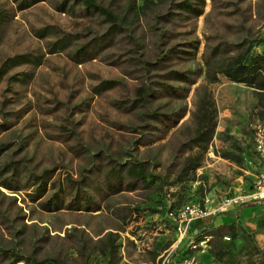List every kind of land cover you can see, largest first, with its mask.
Returning a JSON list of instances; mask_svg holds the SVG:
<instances>
[{
  "label": "rangeland",
  "instance_id": "obj_1",
  "mask_svg": "<svg viewBox=\"0 0 264 264\" xmlns=\"http://www.w3.org/2000/svg\"><path fill=\"white\" fill-rule=\"evenodd\" d=\"M52 1L40 0L16 9L12 0H0V8L4 10L0 15V62L24 51L42 54L37 65L18 64L0 74V122L9 124L0 130V142L7 145L0 153V161L13 160L23 177L43 174L55 187L60 185L65 189L68 183L80 186L95 200L104 197L99 210L47 211L28 200L23 189L9 191L0 186V264L26 263L23 259L13 263L15 254H34L40 264L49 256L56 257L53 264L84 260L89 264H131L133 259L148 257L147 249L138 246L136 250L132 241L136 233L143 241L153 236L150 233L145 238L141 233L147 223L143 210L150 205L146 204L149 199L155 205L162 196L169 198L174 186V191L195 189L190 181L202 173L197 167L206 164L205 160L211 162L212 156L206 155V147L200 153L198 166L185 174V179L171 182L184 157L199 150L189 146L188 138L195 127L192 112L203 94L208 93L213 100L216 123L230 124L235 131L239 130L236 133L215 129L209 141L219 155L225 150L237 153L235 173L241 174L240 168L245 164L242 152L249 155L252 152L250 123L264 115V90L231 80L218 67L227 56L247 45H252L251 50H261L264 0H204L202 12L195 17L178 12L166 26L169 32L162 40L169 37V44L187 48L181 41L196 39L195 48L179 51V56L169 61L170 67L189 68L194 80L190 84L170 81L178 86L179 96H160L132 110L125 107L135 96L134 87L141 74L137 66L127 63V52L134 47L133 41L125 33H119L104 52L74 63L68 56L69 50L100 33L106 23L96 13L81 14L76 3L70 9L59 11ZM46 25L53 26L51 29L59 35L69 33L70 44L55 52H46L48 41L55 36L35 34ZM159 26L144 30L143 46L149 53L154 52V35L159 32ZM205 59L210 62L205 64ZM13 73L25 80L8 78ZM155 73L151 72V80L161 79ZM102 79H112L114 85L94 91L92 86ZM178 107L184 109L183 116L163 131L162 125L148 114L154 108L171 111ZM239 109L242 114L237 113ZM227 110L231 111V121L223 114ZM159 133L162 134L158 139L140 142ZM133 160L143 162L146 178L138 180L131 190L110 192L105 185L109 167ZM207 166L211 167L208 171L211 182L220 181V189L227 190L231 179L224 177L226 173L222 171L227 169L226 163L220 170L212 168V164ZM211 185H205L204 190H211ZM206 197L211 198L208 194ZM254 219L256 228L252 235L259 247L255 258L261 261L253 260V264H264V209ZM249 227L250 224L244 225L245 229ZM106 230L117 231L115 241L119 245L112 251L105 247L100 252L96 237ZM167 252L162 250L158 262L153 264H165ZM241 263L250 264L243 258Z\"/></svg>",
  "mask_w": 264,
  "mask_h": 264
},
{
  "label": "trees",
  "instance_id": "obj_2",
  "mask_svg": "<svg viewBox=\"0 0 264 264\" xmlns=\"http://www.w3.org/2000/svg\"><path fill=\"white\" fill-rule=\"evenodd\" d=\"M40 0H12L16 9L25 8ZM114 0L104 2L102 0H53L52 4L54 8L59 11L72 8L73 3H76L80 7L81 14L88 15L96 13L102 17L106 25L104 29L97 34H94L88 40L76 43L73 50H69L68 56L74 63L82 62L86 59L93 58L96 54L104 52V50L113 45L115 36L119 33H125L129 37V41H133L134 47L128 50L129 61L128 64L137 66L140 70V81L135 85V96L129 100L128 105L125 107L127 110H132L137 106H146L152 100L160 96H176L178 93V86H175L170 81L182 82L184 84H190L194 80V75L189 68L177 69L170 67L169 61L175 56H179L177 52L187 51L189 48H195L197 46L196 39H186L181 41L184 47H176V43L169 44V37L162 40V37L167 36L169 32V22L172 21L178 12H183L186 17L197 16L202 12L204 0H120L116 3ZM4 11L0 8L1 12ZM158 24L159 32L154 35V52L149 53L144 50V30L145 28H155ZM53 26L46 25L35 31L37 36H44L47 34H53L55 37L50 39L47 44L46 52H55L66 47L70 44L69 33L59 35L56 31L52 30ZM261 39H258V42ZM128 41V42H129ZM262 41V40H261ZM261 50H251L252 45H247L241 51L235 54L227 56L221 65L218 67V71L225 70L227 78L234 81H241L247 85L253 86L259 90H264V40L262 41ZM140 48V51L138 50ZM216 48V47H215ZM138 50V51H137ZM132 51L137 53H132ZM41 53H33L24 51L15 53L11 56H7L0 62V74H3L7 69L18 64L29 63L37 65L41 63ZM115 62V61H112ZM205 64L210 61L205 59ZM156 72L161 79L156 81L151 80V72ZM27 75L28 73L20 72ZM130 73V71H128ZM127 73V74H128ZM8 78H15L21 81L25 80V77L16 75L13 73ZM114 85L112 79H102L98 83L92 86L94 91L100 89L110 88ZM179 96V95H178ZM184 109L178 107L171 111H158L156 108L149 111L148 114L158 121L162 125V131L170 126L176 124V122L183 116ZM215 106L213 100L208 93L199 97L196 108L192 112L195 118L194 133L188 138L190 141L189 146L198 147V152L188 154L184 157L179 171L174 175L173 181H181L185 179V174L190 170H193L199 164V158L201 151L207 147L209 140L211 139L214 127H215ZM9 126L8 123L0 122V130H4ZM162 133L149 138L142 143L151 142L154 139L161 137ZM7 145L4 142H0V153L6 149ZM227 153L223 152L225 156ZM121 170L123 173H121ZM17 165L13 160L0 161V186L8 189L9 191H17L23 189L24 194L28 200L34 201L37 207L42 210L54 211L61 208L69 209H82L85 211H94L101 208L100 199L95 200L86 191H83L80 186H72L66 184V188L62 186H54V183H48V176L43 174H27L25 177L19 172ZM22 176V177H21ZM33 176V177H32ZM147 176L146 167L142 161H126L120 163L117 167H109L107 170V176L105 185L109 188L110 192L121 191L123 189L131 190L135 188V183L138 180H143ZM124 181H121L122 179ZM188 178V177H187ZM149 180V179H147ZM150 180L151 177H150ZM83 186V185H82ZM48 190H50L48 192ZM48 192V193H47ZM67 200L65 201V197ZM252 199H247L241 202V204L248 203ZM162 208L167 206L175 207L171 203L163 205L160 202ZM20 209V207H17ZM208 215V214H207ZM21 217L22 215H18ZM119 216V215H118ZM206 216V215H204ZM198 217L190 221L191 225L197 227L200 224V220L204 217ZM123 217V215L121 216ZM189 223V224H190ZM226 232V238L223 237ZM237 232L234 230L232 223L223 224L213 227L211 225H205L200 232L196 233L186 246L182 247L178 253L176 260L189 256L194 247L191 244L197 246V242L200 239L206 238L207 250L212 256L219 257L224 254L230 257L229 262L231 264H240L242 258L244 262L253 264L255 258L252 256L254 252L251 250H244L245 244L242 242H236ZM117 236L116 230H106L100 236L96 237L97 249L102 252L105 247L109 251L114 250L118 245V241H115ZM252 247V246H248ZM255 246L253 245V248ZM251 249V248H250ZM242 256V258L240 257ZM255 258V259H254ZM19 259H23L27 264H40L37 257L34 254L26 256L15 254L12 262L15 263ZM181 259V260H182ZM252 259V261H251ZM45 262L42 264H53L56 262V257H46ZM42 261V260H41ZM233 262V263H232ZM10 264V263H6ZM72 264H89L86 260L81 263ZM242 264V263H241ZM255 264V263H254Z\"/></svg>",
  "mask_w": 264,
  "mask_h": 264
},
{
  "label": "crops",
  "instance_id": "obj_3",
  "mask_svg": "<svg viewBox=\"0 0 264 264\" xmlns=\"http://www.w3.org/2000/svg\"><path fill=\"white\" fill-rule=\"evenodd\" d=\"M231 100V97H229ZM236 99V98H235ZM237 100V99H236ZM231 111L227 110L224 114L226 120L231 121ZM237 113L242 114L241 109L237 111ZM215 129H224L227 131L223 132H236L234 128L230 124H219L215 123L214 132ZM229 130V131H228ZM231 130V131H230ZM215 140V139H214ZM214 147V146H213ZM230 150V149H229ZM227 154L225 156L219 155L217 150L214 149V153L211 158V162H207L206 164L199 165L200 168L198 169L199 172L202 171V173L195 177V179H192L190 182L194 185L195 189H186L185 191H180V189H177V191H174L176 187L174 186L170 192V197L165 198L161 197L160 201L163 202V205L171 203L172 205H176L178 203L186 202L193 199H200L206 196L207 194L211 196V201L207 203L208 207H212L216 203L217 197L221 194H226V192H238V191H248V189L251 186L252 180L254 178L255 172L257 170H261L264 168V164L259 161L256 153L253 149V143H252V152L251 154H247V152H242V158L244 159L245 164L243 165L241 170V174L235 173V168H237L236 165V152L232 151H223ZM250 160V162H248ZM226 163V170H223L226 174L224 177H227L229 180L230 185L227 186V190L220 189L221 182H211L213 180L211 176H209V170L211 167L207 166L209 164H212V168H216L220 170L223 168V164ZM209 183H212L211 190H204V186L208 185ZM196 184V185H195ZM196 186V187H195ZM231 189V190H230ZM214 192H217L215 194ZM218 195V196H214ZM214 196V197H212ZM183 198H186L185 200ZM179 199V200H178ZM183 199V200H182ZM151 201L149 199L148 203L150 205H146V207H151V209H148L145 207L143 210L145 212L144 214V220H147L145 223L146 226L142 229V234L145 238L148 237L150 233H153V236L148 237L145 241L140 240L141 237L138 235V233L134 234L136 236L133 238V246L136 250H138V246H141V248L147 249L148 257L143 258H137L133 259L130 263L131 264H146L147 262H158V255L162 250L167 249V262L165 264H169L168 260H170V264H181V259L176 260L175 257L178 256L179 250L186 246L189 241L194 237V235L203 229V227L207 225H211L213 227L225 225L228 223H232L234 226V230L237 232L236 234V242H242L243 240L246 242V247L242 248V251L244 250H251L252 252L255 251V253L252 254V256H257V251L259 250V247H257L256 242L254 241V228L256 219H254V216L257 218L258 214L261 213V210L264 209V196L260 199H252V201H249L248 203L241 204L236 203L231 206H229L227 209L222 211H215L211 212L208 215L204 216L199 222L201 225H198L197 227H194L191 225V223L188 225L187 233L185 236H183L180 240L176 241L175 239V231L168 219L164 216V208L161 207L162 204H160V201L155 202L151 205ZM159 204V206H157ZM153 208V209H152ZM146 218V219H145ZM155 220V221H152ZM250 224V227L245 229L244 225ZM264 228V227H263ZM243 233L245 235H243ZM250 234V235H249ZM253 234V235H252ZM224 238H226V232H224L223 235ZM243 241V242H244ZM253 245L255 246L253 248ZM248 246H252L249 247ZM251 248V249H250ZM194 258L197 262V264H231L229 262L230 257L228 255L224 254L219 257L212 256L209 251L207 250V244L205 242V246L201 247L198 250H194L193 252ZM242 257V256H240ZM233 263V262H232Z\"/></svg>",
  "mask_w": 264,
  "mask_h": 264
},
{
  "label": "built area",
  "instance_id": "obj_4",
  "mask_svg": "<svg viewBox=\"0 0 264 264\" xmlns=\"http://www.w3.org/2000/svg\"><path fill=\"white\" fill-rule=\"evenodd\" d=\"M253 149L259 161L264 164V115L250 123ZM207 156H213L214 148L211 142L207 144L205 151ZM250 162V160H248ZM264 196V168L255 172L251 186L248 191H238L229 194H221L217 197L216 203L212 207H208L207 201L212 198L204 196L201 199H193L182 202L175 207L167 206L164 209V216L168 219L175 231L176 241L186 235L190 221L195 218L207 215L211 212L222 211L229 206L240 203L247 199H260ZM192 241V240H190ZM189 241V242H190ZM206 238L200 239L195 244H191L194 250H198L205 246ZM27 264V263H21ZM181 264H197L193 253L181 260Z\"/></svg>",
  "mask_w": 264,
  "mask_h": 264
}]
</instances>
